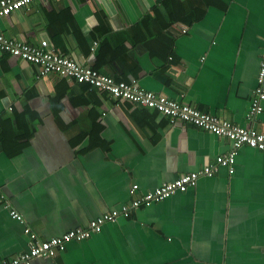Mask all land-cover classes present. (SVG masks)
Returning a JSON list of instances; mask_svg holds the SVG:
<instances>
[{"label": "crops", "instance_id": "crops-1", "mask_svg": "<svg viewBox=\"0 0 264 264\" xmlns=\"http://www.w3.org/2000/svg\"><path fill=\"white\" fill-rule=\"evenodd\" d=\"M0 33L115 81L264 132L246 119L264 48V0H34ZM229 140L0 52V264L31 233L59 237L105 213L129 214L30 264H264V152L237 150L184 193L132 206L214 163ZM137 185L133 191L132 186Z\"/></svg>", "mask_w": 264, "mask_h": 264}, {"label": "built area", "instance_id": "built-area-1", "mask_svg": "<svg viewBox=\"0 0 264 264\" xmlns=\"http://www.w3.org/2000/svg\"><path fill=\"white\" fill-rule=\"evenodd\" d=\"M33 2L34 0H0V18L20 9H26ZM0 52L8 53L13 57L35 65L39 77L53 73L66 77L76 83L86 84L91 88L107 92L114 100L126 101L133 105L153 109L167 117L172 125L186 123L230 141L232 151L216 157L214 163L204 165L198 171L181 175L173 182L163 184L152 191L146 192L132 201L133 207H138L139 205L148 206L153 202L162 201L174 193H184L188 187L195 184L199 177H211L218 167H224L228 170V173L232 174L234 172L237 150L242 147L264 152V132H258L249 127L237 126L228 120L201 112L188 104L144 90L134 80L127 82L115 81L113 78L100 74L90 67L60 56L49 46L47 41H41L39 46L35 47L14 38H6L0 33ZM263 102L264 48L262 49L256 76V86L246 113L247 120L251 121L262 113ZM132 190L136 191L137 185H133ZM0 204L9 211L11 219L23 224L22 215L10 208L7 199L2 194L0 195ZM128 214V208L122 207L120 210H113L91 220L86 228L77 227L59 237H53L48 240H42L31 233L28 227H25L24 233L29 237L27 249L9 261H2L1 264H30L35 258H53L65 250L68 242L85 240L89 238L91 233L99 232L105 223L114 222L118 216H127Z\"/></svg>", "mask_w": 264, "mask_h": 264}]
</instances>
